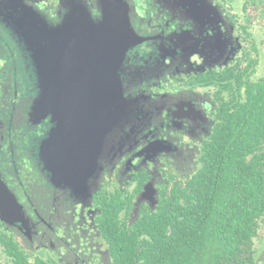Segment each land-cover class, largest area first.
I'll return each instance as SVG.
<instances>
[{
    "label": "flooded vegetation",
    "instance_id": "obj_1",
    "mask_svg": "<svg viewBox=\"0 0 264 264\" xmlns=\"http://www.w3.org/2000/svg\"><path fill=\"white\" fill-rule=\"evenodd\" d=\"M81 2L92 19L103 17L97 0ZM30 3L55 24L72 20L70 8L84 9L78 0H0V264H115L103 211L118 210L116 221L128 227L116 234H140L130 225L164 196L178 197L183 174L197 166L208 137L198 129L222 130L226 116L242 123L252 92L264 84V0H115L108 13L123 17L131 33L111 39L104 57L118 47L122 64L110 70L119 75L127 113L111 130L57 126L55 141L57 121L29 116L35 82L18 37ZM83 14L72 16L83 21ZM194 145L199 153L189 166ZM172 155L181 158L180 170ZM81 158L87 162L77 165ZM154 165L161 180L154 198L141 201ZM234 250L232 264H264V223L252 246ZM155 257L159 264L163 256Z\"/></svg>",
    "mask_w": 264,
    "mask_h": 264
},
{
    "label": "trees",
    "instance_id": "obj_2",
    "mask_svg": "<svg viewBox=\"0 0 264 264\" xmlns=\"http://www.w3.org/2000/svg\"><path fill=\"white\" fill-rule=\"evenodd\" d=\"M24 63L30 71L28 58ZM240 118L238 124L226 116L222 130L211 129L197 166L183 174L188 179L179 196L170 193L157 207L156 200L154 211L130 225L140 234H116L128 227L116 221L118 210L103 211L101 229L113 233L115 264H155L156 252L163 256L159 264H232L234 248L253 245L264 223L259 221L264 216V84L252 92ZM157 172L155 184L161 180ZM130 246L135 247L126 250Z\"/></svg>",
    "mask_w": 264,
    "mask_h": 264
},
{
    "label": "water",
    "instance_id": "obj_3",
    "mask_svg": "<svg viewBox=\"0 0 264 264\" xmlns=\"http://www.w3.org/2000/svg\"><path fill=\"white\" fill-rule=\"evenodd\" d=\"M83 8L84 9L81 7L76 9L70 8L65 14L66 17H72V20L68 19V22L71 23L70 26L75 25L79 29L81 26L90 27L88 25L90 23H92L94 27L98 26L103 17H101L98 22H94L86 4H83ZM21 12L24 20L21 19L20 22L23 35L18 37L19 46L21 50L22 48L25 50L30 64V73L32 72V75L37 81L35 88L33 87L35 97L32 99L29 114L36 109L37 116H50L52 118V123L57 121L55 129H53L50 135L51 137L54 135L53 141H55L56 138L57 126L70 128L74 124H76L77 127L87 125L96 130L99 124V126L105 129L108 128V125L112 126L109 127V130H111L121 125L122 113L124 110L127 113V108L123 105L127 102L124 101V97L117 87L119 75L117 72L115 74L111 73L108 77L103 79V73L100 72L105 65L111 64L110 58L104 57L94 62V73L92 77L88 78L84 70L91 65L92 61H90V59L92 58L86 53L85 44L83 45L84 42H81V44L80 42L72 44L75 40L68 41L65 36H62L63 33L57 32V30L61 31L62 29L57 28L52 22L41 17V15L34 10L31 3L25 5ZM82 13L85 14V19L83 21H78L72 16ZM60 35L58 46L63 48L64 56H59L58 58L57 54L53 53L55 45H57L54 43L53 38L54 36ZM69 36H71V34L68 35V37ZM90 49H93L92 53L95 57L98 56L95 47ZM95 63H99L100 68L96 67ZM116 68L115 66V69ZM44 80L52 87L48 93L41 91L43 85L42 81ZM56 90L62 95V106L60 108L58 107L57 110L51 108L50 105V102L53 103V99L59 96ZM202 129H205L204 132H200ZM206 131L207 127H204L199 128L197 132L207 135L208 133ZM94 134L96 135V132H94ZM65 135H68V133H65ZM157 145L158 144L154 142L149 146H152L151 148L154 149ZM154 155L155 153L153 156ZM173 164L177 166L179 170L181 169V162H175ZM154 172L145 185V189L140 197L141 201H151V198L155 194L154 184L159 175L156 167ZM93 191H96V189L94 188Z\"/></svg>",
    "mask_w": 264,
    "mask_h": 264
},
{
    "label": "rangeland",
    "instance_id": "obj_4",
    "mask_svg": "<svg viewBox=\"0 0 264 264\" xmlns=\"http://www.w3.org/2000/svg\"><path fill=\"white\" fill-rule=\"evenodd\" d=\"M78 1L80 2L81 6H83V4H86V2L83 3V2H81V0H78ZM97 1L100 4V6H99L100 10L104 13L103 19H102L101 23L98 26L94 27V25L92 23H90V24H88L90 27L81 26V28L79 29L75 25L70 26L71 23L68 22L67 18H63L59 23H56V24L53 23V25L57 26V28H61L62 29L61 31L57 30V32L63 33L62 36H65L66 39H68V41L69 40L70 41H72V40L74 41L75 40L72 44H77L79 42L81 44V42L82 43L84 42L83 45L85 44V48H86L85 51L88 54V56H91V58H92V59H90V61H92L91 65L86 67V69L84 70L86 72V74L88 75V78L92 77V75L94 73L93 72L94 62H96L97 60H101L105 56V54H106L105 49L110 45L108 43L111 41V39H116V38H121V37L123 38V35H126L127 32L131 33V30L129 29L128 24L126 25L124 23L123 17L115 19V18H112L110 16V14L108 13V11L111 12V8L109 9V7H111V4L115 0H97ZM64 5H66V3ZM116 5H118V4H116ZM118 10H121V13H123L121 7L119 9H117L116 11L118 12ZM83 18L85 19V14H83ZM92 20L96 21L94 19H92ZM126 22H128V20H126ZM70 34H71V36L68 37V35H70ZM59 37H61V35L60 36H54V38H53L54 43L57 44V45H55L53 53L57 54L58 58H59V56L60 57L64 56L63 48L58 46ZM98 42H99V45H98ZM97 45H98V48H97ZM120 46H122V45H120ZM92 47H95L97 49L98 56L95 57V55L92 53L93 49H90ZM120 49H121V47H120ZM110 53L113 54L112 58H110V62L111 63H116V62L120 63L121 62L122 59H121V56H120V51L118 50L117 46H114L113 47V51H110ZM95 66L100 68L99 63H95ZM112 66H113L112 64H107V65H105V67H103L101 69L100 72L103 73V79H105L106 77L109 76L108 73H110V74L112 73V71H109L112 68ZM30 74H31V80H33L35 82V84H36L37 81L34 78V76L32 75V72ZM40 77L43 78L42 76H40ZM25 78L28 79L27 76ZM42 82H43V85H42L41 91H43L44 93H48L52 89V87H50L48 85L49 83L46 82V80H44ZM56 93L59 96L56 97L55 99H53V103L50 102L51 108H54L55 110H57L58 107L60 108L62 106L61 105L62 95H61V93L58 90H56ZM158 101H160V99ZM36 112H37V110L34 109L29 115L31 117V120L33 122H35V123H37L39 121V119H40V117L37 116ZM209 124H206V127L209 126ZM98 126H99V124L97 125V127ZM108 127H112V126L108 125ZM133 127L135 128L134 130H136L139 127V125L137 123H134V124L131 125V128H130L129 132L132 134V136H134L133 132H132V128ZM207 129H208V127H207ZM204 130L205 129H202L200 132H204ZM194 134L198 135V133H194ZM104 139H105V130H104V137L101 138V140L98 142L99 146L102 143V141H104ZM132 139H134V137H132ZM83 151H84V149L82 150V152ZM189 152H190V155H191L189 157V160H190L189 166H193L192 160H194V157L196 156V154L199 153V148L197 147V145H194L193 147L189 148ZM170 153H172V152H170ZM166 154H168V153H166ZM172 156L174 157L173 158V163L182 162L180 157H177V156H174V155H172ZM83 160L87 162V159H82L81 158V159H78V164L77 165H79ZM153 163L154 164L158 163V159H155L153 161ZM154 167H156V166L154 165ZM53 168H55V167H53ZM153 172L154 171H152L151 173H153ZM52 179H53V181H55L56 177L53 176ZM96 185H97V183H95L93 188H95ZM152 205L153 204H151V206Z\"/></svg>",
    "mask_w": 264,
    "mask_h": 264
}]
</instances>
